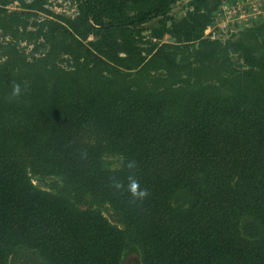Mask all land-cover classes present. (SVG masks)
<instances>
[{
  "label": "trees",
  "instance_id": "trees-1",
  "mask_svg": "<svg viewBox=\"0 0 264 264\" xmlns=\"http://www.w3.org/2000/svg\"><path fill=\"white\" fill-rule=\"evenodd\" d=\"M54 1L0 0V264H264V20Z\"/></svg>",
  "mask_w": 264,
  "mask_h": 264
},
{
  "label": "built area",
  "instance_id": "built-area-1",
  "mask_svg": "<svg viewBox=\"0 0 264 264\" xmlns=\"http://www.w3.org/2000/svg\"><path fill=\"white\" fill-rule=\"evenodd\" d=\"M56 3L61 4V0H57ZM221 4L223 14L215 17L214 22L206 27L203 35L204 38H209L210 40H221V38H224L223 41H225L231 39L235 35H238L242 26L246 27L243 20L249 18L252 11L257 10V6L259 5L257 0H236L233 4H228L226 0H222ZM66 5L69 6L68 3H62V6ZM70 7V15L75 16L77 14L76 7ZM167 37L169 36L166 35L164 38Z\"/></svg>",
  "mask_w": 264,
  "mask_h": 264
},
{
  "label": "rangeland",
  "instance_id": "rangeland-1",
  "mask_svg": "<svg viewBox=\"0 0 264 264\" xmlns=\"http://www.w3.org/2000/svg\"><path fill=\"white\" fill-rule=\"evenodd\" d=\"M187 1L188 0H180V2L177 4L178 8L176 7L177 9L175 8V10L170 12V15L173 16V19L175 21L180 20L183 16H185L186 8H187ZM257 1L259 3V5L257 6V10L252 11L253 14L251 13L252 15L250 14L249 18L246 17L247 19L243 20V22L245 23L247 28H249L250 26H253L255 24H259V23L263 22V20H264V0H257ZM56 2H57V0L54 2L53 6L51 7L54 11L60 12V13L61 12H66L67 14H70V12H71V7L70 6H68V5L61 6V5H59L60 3H56ZM8 9L9 10H15L16 9V5L14 4L13 6L9 7ZM258 11H260V12H258ZM28 20H29V24H30L29 27H28V30H32L33 28L31 27V23H33L35 20H37V17L30 16ZM155 24H156V20H153L152 22L148 23L146 26H148V27L150 25L154 26ZM1 34L2 33L0 31V45H2L5 42L6 43H8V42H12L13 43L15 41V40L10 39V37H8V36L3 37ZM143 35L147 36L148 35V31H145L143 33ZM223 40H224V38H221V42H224ZM162 41L164 43L174 44L175 45V41L172 38H170V37L163 38ZM19 44H21V45H19L20 49L22 47L25 48V53L26 54H28L29 51L32 49V46H31L32 44L28 45V46H25V43H23V42H21ZM40 52H41V50L39 49L36 54L39 55ZM35 56H37V55H35ZM232 60H233L234 63H237L238 66L241 64V62H238V60L236 59L235 56L232 57ZM33 183L35 185H37V186L44 187V189H47V188L49 189L48 186L51 183V180L50 181L47 180V181L39 183V184H38L37 181L34 180ZM105 216L108 218V220H110L112 222V218L109 215H107V213H105ZM123 264H138V259L135 256L131 255V256H128L127 258H125Z\"/></svg>",
  "mask_w": 264,
  "mask_h": 264
}]
</instances>
